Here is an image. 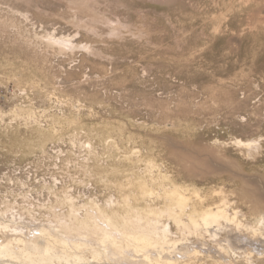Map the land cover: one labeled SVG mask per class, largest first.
<instances>
[{
  "label": "rangeland",
  "instance_id": "rangeland-1",
  "mask_svg": "<svg viewBox=\"0 0 264 264\" xmlns=\"http://www.w3.org/2000/svg\"><path fill=\"white\" fill-rule=\"evenodd\" d=\"M173 190L187 224L232 223L166 214L164 250L0 264H264V0H0V209L35 228L66 197L147 214Z\"/></svg>",
  "mask_w": 264,
  "mask_h": 264
},
{
  "label": "bare ground",
  "instance_id": "bare-ground-1",
  "mask_svg": "<svg viewBox=\"0 0 264 264\" xmlns=\"http://www.w3.org/2000/svg\"><path fill=\"white\" fill-rule=\"evenodd\" d=\"M68 40L69 39H65V41ZM239 143L251 149L257 148L256 150H258L259 148L258 142L254 139L249 142L243 141L241 139L239 140ZM182 193H180L177 190L176 191L173 190L170 193H168V195L171 196L173 200H175L176 207L174 208L168 207L164 210L151 209L146 214L137 208L130 207L125 215L118 214L115 209H111V210L109 209L112 205H115V202L113 200L111 201L113 204L109 202L108 206H102L96 203H94V205H91L90 207H87L86 205L87 207V209L85 208L86 210L82 208L86 212L82 214V212L79 211L81 212L79 214L78 209L82 205L79 208H77L75 204L76 202L73 201L75 197L74 199H71L69 197H68L69 199H67L66 197L63 198L64 200L62 201V203H64L65 205L68 204V208L70 207L69 213H67L69 215L67 216L64 215V213L61 214L54 210L55 220L52 219L50 220V224L38 225L35 228L34 227L32 228V226L29 225L27 219L25 220L24 214L26 215L25 213L27 212L26 209L28 210L29 207H24L22 211V209L19 207L20 205H14L16 206V208L8 205L5 209H0V233L3 235V238L0 237V257L3 258L7 257L11 259L24 258V260L30 261L32 263L43 262V261H49L51 263L54 262L57 257L62 259L64 257L62 254H61L62 256H56L57 254L55 255L54 251L55 249H58L57 248L58 246L59 248H61L64 254L66 253L71 256L74 255L77 258H82L83 255L76 253L74 249L81 250L83 248H89L94 254H101L104 251L106 252V254H109L110 248L111 249L113 248L114 250L121 249L122 251L125 249L126 245L127 247L130 245H133L134 248L136 247V250H134L135 252L138 249L142 251L143 249L150 251L149 248L152 249L151 247L153 246H156V248L160 246V248L162 247V249L164 250L165 246L169 242L172 243V241H174V244H177L179 242V240H173L171 238L170 235L172 234V229L170 224L162 222V216L164 217V215L166 214H169V216H171L172 219L175 220L177 226H179L180 229H182L183 227H188L190 229L192 227L193 229L194 227L195 228L194 230L199 231L200 230L199 228L200 227L202 228V226L204 225L206 227V230L204 229L201 230H204L205 232L208 231L211 235L217 234L219 230L218 228H220L222 225L221 223L222 219L223 220L226 219V221H229L230 218L228 214L225 212V210L218 208L217 210H213V209L205 210L201 212L198 217L194 215V212L196 211H194L193 214L188 213L190 216V218L188 217L190 222L189 224H187L188 222L186 223V221L183 219V214L185 213L186 210L187 200ZM67 196L69 195L67 194ZM16 210L17 211L19 210V212H16L15 214ZM20 211L24 212V214H22ZM235 220L232 221L236 225L237 221L235 222ZM261 222L263 221L261 220ZM22 223H25L27 225H24ZM229 223L232 222L229 221ZM229 223L228 226L226 225V227L225 226L223 227L228 228ZM214 227H217L218 230L216 228H215L216 230L215 229L212 230V228ZM36 228L37 231L39 232L38 233L39 235L35 234L36 231H33ZM185 230L187 231L188 229ZM95 233L96 234L102 233L103 234L102 238L97 236ZM220 233L218 235H220ZM216 239H218V237ZM98 240H100L101 243L105 244L103 246V250H104L103 252L101 251L102 248L99 246L100 244H98L99 242ZM218 243H220V241ZM56 252L58 253V251ZM152 252H156V251L154 250ZM161 252L162 251H160V254H162ZM149 254L147 255L148 258H150ZM153 257H155V254ZM67 259L70 258L67 257ZM165 260L169 262H173V260L169 257ZM150 261L151 263H154V262H160L162 260L159 258L158 259L150 258Z\"/></svg>",
  "mask_w": 264,
  "mask_h": 264
}]
</instances>
